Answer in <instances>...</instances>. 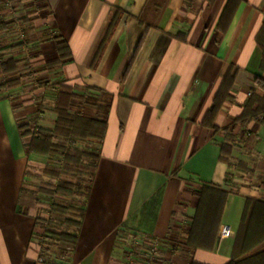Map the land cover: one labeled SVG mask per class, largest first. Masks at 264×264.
<instances>
[{
    "label": "crops",
    "instance_id": "crops-1",
    "mask_svg": "<svg viewBox=\"0 0 264 264\" xmlns=\"http://www.w3.org/2000/svg\"><path fill=\"white\" fill-rule=\"evenodd\" d=\"M31 2L0 14V264H144L155 243V264L264 251V241L241 257L233 249L246 199L264 200V0H240L225 29L227 0ZM14 15L34 28L24 39L6 32ZM60 108L105 128L82 145L95 156L86 194L55 203L33 183L47 153L23 130L53 131ZM203 186L226 199L206 246H186ZM157 194L144 240L126 242ZM55 206L80 210L79 221Z\"/></svg>",
    "mask_w": 264,
    "mask_h": 264
},
{
    "label": "trees",
    "instance_id": "trees-1",
    "mask_svg": "<svg viewBox=\"0 0 264 264\" xmlns=\"http://www.w3.org/2000/svg\"><path fill=\"white\" fill-rule=\"evenodd\" d=\"M240 0H227L225 7L219 18V27L225 29L233 15L235 7ZM258 42L264 51V24L261 33L258 36ZM59 51L64 52L66 47L59 44ZM264 67V62H263ZM236 69L231 67L223 80V88H230L233 84ZM256 82L259 86L264 88V81L260 77H256ZM222 88V87H221ZM222 92V91H221ZM220 93V92H219ZM222 94V93H221ZM228 96V94H227ZM218 97V96H217ZM219 97H222L219 95ZM218 99L212 109L208 112L205 124L214 127L212 118L218 109ZM105 123L95 119H84L78 116H70L65 108L59 109V118L56 125L58 131L73 132V134L81 133V137L102 138L104 133ZM45 135V136H44ZM52 131H37V135L33 137L31 146L33 150L41 153L51 151L52 143H50V136ZM71 135L70 133L68 136ZM74 136V135H72ZM89 154L85 151L82 154ZM72 160L75 156H81V153H67ZM95 167V162L94 165ZM62 187L69 188V182H62ZM195 195L198 198L197 210L192 218V223L189 229L188 236L183 244L186 246H206L204 244L206 239H211L216 231L217 222L221 209L224 205L226 195L224 192L216 187L203 186L196 190ZM159 202V194L149 200L141 210L147 213L148 218L154 214ZM55 210H61L62 207L55 206ZM63 209V208H62ZM65 210H63L64 213ZM148 220V219H147ZM197 235V237H196ZM197 240V241H196ZM264 241V200L247 198L245 207L242 213L241 222L237 230L234 242V254L236 257H241L253 250L254 247ZM228 264H264V251L248 255L237 261H230Z\"/></svg>",
    "mask_w": 264,
    "mask_h": 264
},
{
    "label": "rangeland",
    "instance_id": "rangeland-1",
    "mask_svg": "<svg viewBox=\"0 0 264 264\" xmlns=\"http://www.w3.org/2000/svg\"><path fill=\"white\" fill-rule=\"evenodd\" d=\"M23 132L33 133L40 129L35 127H29L26 125ZM71 134L68 136V134ZM64 132L54 129L52 135L50 136V143H52L51 151L47 152L44 160V165L37 172L34 177L33 183L38 189L46 190L54 196V202H60L62 199L60 196H72L78 199L77 193L86 194L87 187L91 180V175L94 171L95 156L89 154H82L84 151L82 149L84 137H81V133L73 134V132ZM74 135V136H72ZM45 136V135H44ZM67 153H81V156H75L72 160L69 159L71 155ZM62 176H68L72 180L70 182L69 188L62 187L61 183L64 181L61 179ZM51 195V196H52ZM62 207L59 212L66 213L67 220L71 224H75L80 219V210L71 208L69 206ZM147 213L145 210L140 212L137 218H135V226L128 229L127 235L125 236L126 242L134 244L135 242H142L144 240L141 224L147 221ZM184 243V242H183Z\"/></svg>",
    "mask_w": 264,
    "mask_h": 264
},
{
    "label": "built area",
    "instance_id": "built-area-1",
    "mask_svg": "<svg viewBox=\"0 0 264 264\" xmlns=\"http://www.w3.org/2000/svg\"><path fill=\"white\" fill-rule=\"evenodd\" d=\"M24 1H26V2H24ZM26 4L33 5L31 0H0V14L4 10L9 11V12L14 13V14H15V10L24 11V7ZM19 6H22V7H19ZM14 17H15L13 20L14 23L11 24L10 26H8L6 32L13 33L16 36L20 37L21 39H24V37L27 35V32L34 30V28L31 26L29 27V26L25 25L19 19H16V18H18V16L16 17L14 15ZM220 235H221V237L230 236L231 235V228L229 226L222 227ZM157 253H158V243H155L149 249V255L147 258H145L144 264H155Z\"/></svg>",
    "mask_w": 264,
    "mask_h": 264
}]
</instances>
